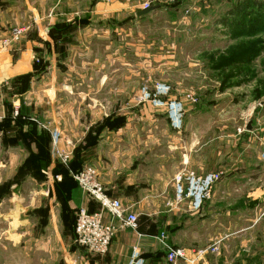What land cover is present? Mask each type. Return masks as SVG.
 <instances>
[{
	"label": "rangeland",
	"instance_id": "obj_1",
	"mask_svg": "<svg viewBox=\"0 0 264 264\" xmlns=\"http://www.w3.org/2000/svg\"><path fill=\"white\" fill-rule=\"evenodd\" d=\"M105 1L28 0L27 7L31 9L29 13L15 11V15H47L43 24H46L48 31L51 30L47 33L48 41L52 44L60 41L63 47L68 46V49L61 51L55 48L53 54L55 60L64 68L61 82L56 85L55 98V103L62 107V116H59L62 125L72 135L71 138L82 137L87 134L85 125L88 117L85 114L79 125L72 126L73 119L79 117L76 114L78 109H145L148 113L160 111L172 127L168 129L164 122L161 126L164 135L169 130L176 136L180 134L185 143H189L192 138L196 139L194 151L203 145L201 154L206 150L210 157L208 163L215 162V151L220 150L223 161L228 164L223 170L216 171L214 168L212 172L199 173L195 168L184 166L187 169H180L172 179L173 189L176 193L175 179L180 175L190 177L185 182L186 186L194 181L199 186L205 179L222 173L210 186L208 199L204 203H219L218 207L222 208L220 210L226 212L232 208L237 212L232 214L235 215L232 228L225 222L219 223L222 224L221 227L214 228L212 222V227L205 229L204 240L208 244L224 240L221 250L225 246V258L231 264H264V195L253 196L256 191L264 190L263 4L251 5L248 2L250 0H181L171 5H155L153 8L156 10L153 13L140 18L137 14L143 10H138L133 5V0H119L124 2L123 5L126 3V10L116 11L111 15L130 16L119 22L118 30H112V21L110 31L105 34L100 33L93 37L82 34L81 30L87 25H73L74 18L71 15H92L98 4ZM8 5L23 9L20 0H8ZM61 19L63 21H59ZM56 27L62 29V34L54 35ZM10 28L14 30V27ZM8 35L9 33L0 38L11 36ZM23 36L22 34L19 39ZM49 56L48 52L41 59L35 57V61L48 60ZM88 60L95 61L94 68L89 71L92 80H89L86 71L80 72V63ZM103 65L105 67L101 68ZM97 66L99 69L95 68ZM102 71L110 74L104 84L100 77ZM49 75L50 73H42V81L48 82ZM48 84L49 82L47 87ZM44 101L42 99L40 106L45 113L49 101L45 105ZM16 108L19 118L20 109ZM44 120L48 135V140L44 142L49 148L50 141L53 146V131L47 116ZM198 125L200 130L194 129ZM248 126L251 127L250 130H247ZM97 136L101 138L102 133ZM55 148L60 149L59 146H54V152ZM71 154L67 164L62 163L57 155L55 160L73 180L72 173L76 172L72 159L75 155ZM230 163L238 169L235 173L234 168L229 171ZM237 172L239 173L236 174ZM59 186L63 188L59 202L57 199L51 202L52 197L48 194L46 203L63 204L58 208L62 213L56 210L58 218L62 217L58 228L59 223L66 225L61 229V235L67 234L76 241L79 237L77 214L86 209L72 208V214L70 208L65 209L71 202L70 198H73L76 207L79 196H76L78 193L75 189H71L74 186L70 182L56 184L58 190ZM214 187H221L223 191L220 189L221 193L215 196ZM229 189L232 190L231 193L226 191ZM31 192L32 194L23 199L33 209L45 196H38V191L33 193L32 187ZM133 210L134 208L131 211ZM19 214H16L15 225L11 229H8V224L6 226L8 220L4 217L3 220L0 219V264H67L65 253L77 251L74 244L67 241L63 247L57 244L55 231L49 224L46 226L48 230L42 227L39 229L40 223L34 218L38 213L32 212L24 223H19ZM113 226L115 234L122 229L119 222L118 226L114 223ZM9 235H23L25 240H30L33 236H43L51 239V245L29 243L32 250L28 254L21 244L13 246L6 241L5 238ZM216 242L214 245L218 247L220 242ZM78 251L81 255H86L84 259L76 255L73 261L68 260V264L84 263L85 258L90 256L88 254L101 258L106 256L83 247Z\"/></svg>",
	"mask_w": 264,
	"mask_h": 264
},
{
	"label": "crops",
	"instance_id": "obj_2",
	"mask_svg": "<svg viewBox=\"0 0 264 264\" xmlns=\"http://www.w3.org/2000/svg\"><path fill=\"white\" fill-rule=\"evenodd\" d=\"M20 2L23 9L8 5V0H0V37L7 33H9L8 36H12L11 33L17 30L24 31L21 40L13 41L8 46L1 44L2 40L8 37L0 38V219L3 220L4 217L8 220L6 223V226L7 224L8 227L10 226L8 229L15 225L16 214L20 213L19 223L21 221L24 223L32 212L38 213L34 218L40 223L39 229L42 227L48 230L46 226L49 224V227L55 231L57 244L63 247L69 242L77 249L75 252L71 250V253H65L66 263L73 261L76 255L84 259L85 254L78 253L79 247L76 241L67 234L61 235L60 231L66 225L59 223L58 228V222L62 221V217L58 218L56 210L63 204L47 205L46 196L49 194L52 197L51 202L54 199L58 200L60 195H63V188L59 186L58 190L56 184L63 185L64 182H70L74 186L71 189H75L78 193L76 196L79 198L76 207H74L73 198H70L71 202L65 206V209L70 208L71 214L72 208H84L91 214L100 213L102 210L96 201L80 193L76 182L60 167L59 163H56L54 146H59L67 153L75 155L72 159L75 172L88 168L94 169L106 194L112 200L119 201L125 210L139 218L137 231L121 226L122 229L115 234L113 223L118 226V221L104 214V224L114 230L109 252L104 253L103 255L106 256L102 258L88 254L90 256L85 258V264H131L133 249L138 245L142 252L136 264H231L225 258V246L221 250L224 241L222 239V241L217 240L220 242L219 251L215 254L206 252L198 255L197 252L208 251L216 242L208 244V241L204 240L205 229L211 228L212 222H214V228L221 227L220 222H225L232 228L233 216H235L232 214L237 211L229 208L224 212L220 210L221 207H218L219 203L208 201L203 203L199 210H193L188 201L182 203L176 201V193L172 186L174 175L180 169H187L184 166L195 168L199 173L212 172L214 168L217 169L216 171L223 170L222 168L228 164L223 161L222 152L215 151V162L208 163L210 157L206 154V150L201 154L203 145L194 151L196 139L192 138L189 143L188 141L185 143L180 134L176 136L169 130L164 135L161 131L164 122L168 129L171 127L167 119L161 115L160 111L148 113L149 111L145 109H78L76 114L79 117L73 119L72 126L79 125L86 114L88 122L85 129L88 135L71 138L72 135L68 134V130L59 118L62 116V107L55 103L56 85L61 82L64 68L53 55L55 48L61 51L68 49V46L63 47L60 41H56L57 43L54 41L53 44L48 41L47 33L51 30L48 31L46 24H43L47 15H17V13L15 15L17 10H20L22 14L31 11L30 7H27L28 0H20ZM248 2L251 5L263 4L264 6V0ZM122 3L124 2L119 0H106L98 4L92 15H71L74 18L73 25L86 24L87 27L82 29L81 33L91 37L109 32L112 21H114L112 30H118L119 22L130 16L111 15L113 12L126 10V3L124 5ZM262 12L264 13V7ZM10 27H14V30ZM62 32V29L57 27L53 31L55 36ZM48 52L50 53L48 60L35 61V57L41 59ZM80 64V72L86 71L89 80H92L89 71L94 68L95 61L88 60ZM100 67L104 68L105 65ZM95 68L99 69L98 66ZM42 73H50L48 87L46 86L48 82L42 81ZM100 77L104 84L105 79L110 78V74L102 71ZM78 81L81 82V79ZM42 99H45L44 105L47 100L49 101L45 113L41 109ZM16 107L20 109L19 118L14 115ZM97 115L99 117H94ZM46 116L50 120L48 121L53 131L52 134L50 132L53 135V146L50 141L49 148L45 144L48 140L47 127L44 123L47 120H44ZM198 128L200 130L199 125L194 129ZM100 132L101 138L97 136ZM206 145L207 142L204 146ZM232 168L234 173L238 170L233 163H230L229 171ZM52 182L56 184L50 185ZM31 187L33 193L38 191V196H45L42 198L43 201L33 209L23 199L28 194H32ZM185 187L188 188L186 184ZM220 189L223 191L221 187L216 189L214 187L215 196L221 193ZM226 191L232 192L231 189ZM259 195L263 196L264 190L256 191L253 196ZM19 198L22 200L20 201ZM129 208H134L133 212ZM59 209L58 211L62 213ZM22 231L24 233V230ZM162 234L166 235L167 243L171 247L187 251L188 262H168L167 251L159 242ZM5 240L11 242L13 246L21 244L28 254L32 250L30 245L35 243L48 245L51 242V239L43 236H33L30 240L28 238L25 240L23 235H9Z\"/></svg>",
	"mask_w": 264,
	"mask_h": 264
},
{
	"label": "built area",
	"instance_id": "obj_3",
	"mask_svg": "<svg viewBox=\"0 0 264 264\" xmlns=\"http://www.w3.org/2000/svg\"><path fill=\"white\" fill-rule=\"evenodd\" d=\"M178 1L181 0H147L142 2L139 0H133L132 2L133 5L141 11L152 8L155 5H171ZM23 32L22 29L13 31L12 36L2 40L1 44L8 46L11 42L19 40ZM14 115L15 117H18V108H16ZM55 152L57 157H59L64 164H67L71 158L70 153L61 151L58 148H55ZM221 175L223 174L220 173V175L209 177L199 186H197L194 181L188 186V188L185 187V182L187 179H190V177L187 178V176L184 175L176 177V201L178 203L188 201L193 210H199L204 201L208 199L207 193L210 186L217 181ZM71 177L86 195L97 201L102 210L100 213L94 214L88 213L86 210H80L78 212L77 233L79 234V237L76 240V244L79 247L87 248L88 251L95 252L99 255H103L108 251L114 236V230L113 228L104 225V214H108L116 219L123 227L132 231H137L139 224L138 217L125 210L119 201L112 200L105 193L104 187L100 183L97 172L94 169L88 168L80 172L72 173ZM159 242L167 251V260L169 263L178 261L188 262L187 251L185 249L171 247L167 243L166 235L162 234L159 237ZM217 251V245H213L208 251L202 253L197 252V254L203 255L206 252L215 254ZM141 252L139 245L134 247L131 264H136L137 261L140 260Z\"/></svg>",
	"mask_w": 264,
	"mask_h": 264
},
{
	"label": "water",
	"instance_id": "obj_4",
	"mask_svg": "<svg viewBox=\"0 0 264 264\" xmlns=\"http://www.w3.org/2000/svg\"><path fill=\"white\" fill-rule=\"evenodd\" d=\"M155 10H156V9L152 7V8H149V9H147V10H143V11H141L140 13L137 14V16L141 18V17H144V16H146V15H149L150 13H153ZM250 128H251V127L248 126V127H247V130H250Z\"/></svg>",
	"mask_w": 264,
	"mask_h": 264
},
{
	"label": "trees",
	"instance_id": "obj_5",
	"mask_svg": "<svg viewBox=\"0 0 264 264\" xmlns=\"http://www.w3.org/2000/svg\"><path fill=\"white\" fill-rule=\"evenodd\" d=\"M143 19V18H142ZM104 191H105V193H106V190H105V188H104ZM87 197H89L91 200H94V199H92L90 196H88L87 195ZM95 201V200H94ZM97 202V201H96ZM78 246V245H77ZM79 247V246H78ZM80 249H81V247H79Z\"/></svg>",
	"mask_w": 264,
	"mask_h": 264
}]
</instances>
